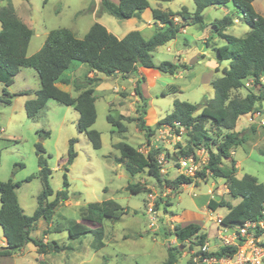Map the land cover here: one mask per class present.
I'll use <instances>...</instances> for the list:
<instances>
[{
	"label": "rangeland",
	"instance_id": "rangeland-1",
	"mask_svg": "<svg viewBox=\"0 0 264 264\" xmlns=\"http://www.w3.org/2000/svg\"><path fill=\"white\" fill-rule=\"evenodd\" d=\"M12 1L17 7L28 11L30 20L27 25L33 30L27 48L29 56L41 48L47 32L52 29L67 27L75 33L76 37L82 38L89 29V20L91 21L93 16L92 0H82L84 1L82 3H79L80 0H66L70 7L64 6L60 0H48L46 3L42 0ZM187 1L190 2V7L195 6L193 0ZM86 3L88 7L78 14L79 22L74 24L70 17L75 13L73 12L75 7H81ZM258 4L264 7V1ZM3 5L5 1L0 0V7ZM227 5L229 14L236 15L231 3ZM216 8V10L207 9L206 14L203 9V19L206 23L213 17H222L220 16L222 12L218 7ZM220 8L223 9V6ZM96 17L101 22L108 18L116 20L119 33L132 29L128 20L116 18L103 11H98ZM248 29L249 27L240 21L234 23L225 33L242 37ZM209 33L212 37L216 36L218 44L226 43L214 30ZM201 34L202 31L197 26H187L186 32L177 34L174 45L167 43L153 51L154 59L176 62L178 58L175 55L176 49L184 48L185 40L189 44L196 43L197 47L204 46L198 38ZM211 41L212 39L210 43ZM203 61L206 60L203 59ZM204 62H196L191 58L190 53H187L185 63L190 66V69L181 70L179 75H164L170 79L164 87L162 84L165 82L155 80L151 74L146 75L147 82L142 91L147 101L144 119L145 124L153 128L154 132L149 137V141H147L144 130L138 128L135 119L132 121L126 119L136 118L139 114L137 109L142 106V100L133 91L135 86L133 79H115L112 76L95 83L93 88L96 97V120L91 127L100 133L101 146L99 149H93L86 136L77 131L78 113L71 106L50 99L35 117L26 116L24 101L32 99L34 92L39 88V79L33 68L23 67L9 86L0 82V181L11 178L19 183L16 193L26 213H32L33 207H36V196L42 189L38 174L39 155L43 156L47 167L51 170L49 183L54 194L49 197V200L54 198L57 191H65L67 195V199L56 206L50 229H58L57 232L50 234L51 238L55 240H62L61 236L68 238L67 231L63 227L71 220L81 221L80 211L89 202H100L111 198L127 210V213L120 219L103 220L104 246L102 248L97 250L93 248L94 235L91 233L75 241L68 239L71 243L66 244L69 248L65 250L69 251L58 255L57 264H101L103 256L107 258L106 264H161L166 258L167 247L178 245L172 234L175 224L184 225L196 222L203 225L206 231L215 230L217 225L214 216L223 217L227 209L217 206L213 210L209 207V201L212 200L219 204L223 201L231 204L238 200L230 197L221 178H215L209 174L204 178L195 175L190 184H184L175 191L171 189L168 191V188L158 185L145 170L130 175L124 168L125 161H118L120 154L114 147V144L122 142L127 151H137L142 154H146L145 149L150 151L158 148L159 155L167 161L162 165L161 174L169 179L174 178L177 175L175 162L177 158L172 156L173 150L179 151L178 144L186 145L187 133L184 132L180 140L166 135V142H161L156 139L155 120L163 118L171 111L174 99L201 104L205 99L213 97L214 90L210 82L214 77L221 75L222 68L228 67L229 63L226 60L219 62V70L216 71ZM79 65L84 67L76 68ZM86 69V64L73 61V65L65 71L63 77L68 76L72 80H80ZM58 84L61 89L69 90L72 96L78 93L72 84ZM249 84L248 90L258 92L257 87L251 86L250 82ZM170 85L176 86L177 91H169ZM120 86L124 89L115 92ZM4 91L6 94H3ZM22 92L28 93L20 94ZM246 92L247 89L242 88L233 91L232 95L243 97ZM3 97L8 98L10 102L1 101ZM257 105L264 112V100L258 102ZM109 106L114 110L111 111ZM199 110L200 108L194 114H197ZM108 113L116 118L123 117L121 122L125 126L124 132L117 131L107 122ZM206 126L210 128L211 124L207 123ZM235 131L244 132L247 136L241 145L231 151V156L238 163L236 164L237 177L248 173L264 184V127L250 125L246 116L241 115L237 119ZM71 138L76 140L74 144L76 156L69 164L67 163V150L68 141ZM37 143L41 144L43 152L37 151ZM167 154L169 157L166 156ZM205 155H207L206 150H204ZM223 162L228 164V160ZM200 170L201 168L198 171ZM28 177L31 179L25 181ZM136 183L144 186L141 192L133 193L126 189L128 184ZM150 193L155 197L153 225H150L151 222L145 210V203ZM165 195L168 196L167 204L164 201ZM0 230L2 231L1 227ZM187 242L183 243V247L180 248L184 255H180L177 264H186L187 259L193 256L197 248L193 245L195 240L189 239Z\"/></svg>",
	"mask_w": 264,
	"mask_h": 264
},
{
	"label": "trees",
	"instance_id": "trees-1",
	"mask_svg": "<svg viewBox=\"0 0 264 264\" xmlns=\"http://www.w3.org/2000/svg\"><path fill=\"white\" fill-rule=\"evenodd\" d=\"M171 1V0H158ZM253 0H193L195 9L189 16L185 7L179 11L161 10L151 8L153 20L162 23L151 37L145 39L138 30L128 31L122 38L116 37L107 28L94 22L82 38L75 36L74 32L67 27H59L50 30L41 48L30 56H27V48L33 35L32 29L25 24L15 13L10 3L0 7V82L9 86L22 67L33 68L39 79V88L34 92V98L24 102V109L28 118H33L45 106L48 100H55L63 105L72 106L78 113L76 129L83 133L93 149L101 146L100 133L91 126L96 120L95 95L93 84L98 79L86 74L80 80L61 78L73 61L84 63L89 70L97 71L111 76L119 73L123 78L138 67L155 69L161 75H174L178 71L190 69L184 62L154 61L153 50L174 39L176 35L188 24H197L202 30L205 27L202 11L209 6H224L232 3L236 12L226 14L211 22L212 29L226 41L225 44L215 47L218 62L228 61L229 66L223 67L222 74L214 77L210 84L214 90L213 97L205 99L203 106L187 101L174 99L171 111L158 120L156 128L161 124L173 125L178 122L187 133L185 146L178 144L179 151L172 156L190 155L196 148L203 147L208 155L206 164L196 177L204 178L207 174L215 178H221L228 194L233 199H238L235 204L221 201L215 203L209 201V207H227V213L222 217V223L226 226L240 225L245 221H259L262 218L264 208V184L251 174L245 173L241 177L235 174V160L231 151L246 140L245 133L235 131L237 119L244 114L259 110L257 103L264 100V17L257 13L252 6ZM46 3L47 0H42ZM149 6L147 0H100V11L108 13L119 19L138 17ZM174 17H179L180 22H175ZM239 17L248 27V31L242 37L226 34L227 28L232 26L235 18ZM63 83H72L79 93L74 97L69 92L56 86L57 80ZM250 80L251 86L258 88V92L248 90L245 81ZM140 79L133 87L134 93L142 100L136 118H126L129 121L136 120L139 129L144 130L147 141L153 135V128L145 124L144 113L146 102L140 90ZM245 88L243 97L232 95L233 91ZM168 90L176 92L177 87L170 85ZM6 94L4 91L3 94ZM22 92L20 94H26ZM4 96V95H3ZM1 101L9 103L8 98ZM200 108L197 114L196 110ZM122 116L114 118L110 113L106 120L119 132L125 131L121 122ZM207 123L211 127L206 126ZM264 127V126H263ZM212 128V129H211ZM253 130V127H251ZM48 133L46 132V135ZM74 138L68 141L67 163L76 156L74 151ZM119 151L118 161L124 162L125 170L134 175L145 170L155 182L171 189H180L184 184H190L193 180L177 174L169 179L161 174L160 165L156 156L158 148L141 152H129L122 142L114 144ZM37 151L43 152L40 143L36 144ZM166 156L169 157V154ZM171 156V155H170ZM124 160V161H122ZM228 160V164H224ZM39 170L42 189L36 196L37 206L31 215L23 212L17 199L16 189L19 183L11 178L0 181V226L2 228L5 245L0 246V256H7L21 249L28 242L33 243L38 253L61 251L68 249L67 245H59L55 241L43 242L30 236L36 228L37 221L43 219L49 223L55 212L56 206L67 199L65 191H57L53 199L48 200L54 192L49 183L51 170L47 167L42 155L38 156ZM21 166V164H19ZM31 177L25 179L29 181ZM65 180V175H64ZM66 184V183H65ZM142 184H128L126 189L139 193L143 190ZM167 204V201H165ZM127 213L113 199H105L100 202H89L80 211L81 221L71 220L65 226L69 239H76L88 233L94 235L93 248L95 250L104 246V219L115 221ZM172 234L178 245L168 246L166 258L161 264H177L185 240L193 238V245L203 244L205 236L201 233L199 224L189 222L184 225L175 224ZM190 247V246H189ZM191 248V247H190ZM236 251L235 246H224L212 255H231ZM191 256L186 264H195ZM107 258L103 256V263Z\"/></svg>",
	"mask_w": 264,
	"mask_h": 264
},
{
	"label": "crops",
	"instance_id": "crops-1",
	"mask_svg": "<svg viewBox=\"0 0 264 264\" xmlns=\"http://www.w3.org/2000/svg\"><path fill=\"white\" fill-rule=\"evenodd\" d=\"M4 1H5V5L7 4L8 1H10V3L12 4V6H13V8L15 10L16 15L25 24H28L29 23L28 21L30 20V18L28 17V11L26 12V9L24 10L22 7H17L12 0H4ZM111 1L114 2V3H117L118 2V0H111ZM147 1L149 3V6L147 8H145L139 14L138 17H131V18L125 19V20H128L130 22V24H131V27L130 28H132V29H130V30H138L141 33V35L143 36V38H145V39L151 37V35L155 32V30L157 28H159V27L162 26V23H160L159 21L153 20L152 15H151V8H159L161 10H170V11L176 12V11H179L182 7H185L187 9L188 13H189V16L191 15V13L194 11V8H195V6L194 7L193 6L190 7L191 6L190 5V2H188L187 0H171V1H158V0H152V1H150V0H147ZM263 1L264 0H253L252 1L253 9L257 13H259L262 17H264V7H263V5H259L258 3H261ZM60 2H63L62 4L64 6L70 7V4H69L68 1H66V0H63V1L60 0ZM80 2L82 3L84 1L80 0L79 3ZM87 4L88 3H86V5H82L81 7H75V9H74L75 11H73L75 13L70 17V20L74 24H76L77 22H79V16H78V14H80L84 10H86V8L88 7ZM231 6L234 9V6L232 5V3H231ZM213 7H215V8H213ZM216 7H218L220 9V11L222 12L220 16H224L226 14H229V10H228V5L227 4L223 6V9L224 10L220 8L222 6H209L208 8H204V13L206 14L207 9H211L212 8V9H215L216 10L217 9ZM91 10H92V15L93 16L91 17V21L89 20V24H90L89 27L94 22H97L98 21L99 23L103 24L107 28L108 31H110L111 33H113L118 38H122L128 31H130L129 29H127V30H124V31H122V32L119 33L118 24H117L116 20H112V19H109L108 18L104 22L103 21L102 22L99 21V19L96 16H97L98 11H100V0H92V8H91ZM236 16L237 15H235V17ZM215 19H219V17H213V19H211V21H209L208 23H206L204 21L206 25H205L204 29H202V30L199 28V26L197 24H188V25H186L179 32V33L186 32L187 26H189V25H195V26H197L202 31L201 36L198 37V38L201 39V41H202L201 43H203L204 46L197 47L196 46V43L189 44V42L187 40H185L184 41V48H180V49L177 48L176 49L175 55L178 57L176 62L179 61V62H184L185 63V57H186L187 53H190L191 58L193 60H195L196 62H204L203 59H205L206 61L204 63L206 65L209 64L208 65L209 68L214 69L216 71L219 70L220 64H219V62L217 60V54H216V51L214 50V48L215 47H218V46H221V45L218 44V42H217V40L215 38L216 36L215 37H212V34L209 33L210 31H213L212 26H211V22L214 21ZM174 21L175 22H180L181 19L179 17H174ZM240 21H241L240 18L237 17V18H235V22L234 23H238ZM206 30H209V31L206 32ZM246 32L247 31H245V33ZM210 39H212L211 43H210ZM167 43L168 44H171V45H174L176 43V37L174 39H171L170 41L166 42L163 45H166ZM163 45H160V46H163ZM160 46L156 47L153 51L159 49ZM26 54H27V52H26ZM152 55H153V52H152ZM27 56H29V55H27ZM153 59H154V56H153ZM159 60L160 59H158V58H155L154 59V61H156V62H158ZM72 65H73V63L71 64V66ZM82 67H84V66L79 65L76 68H82ZM86 67H87V69L85 70V74L87 76H89V77H96L98 79L97 81H95V83H97L98 81L102 82L107 77H112V76L115 79H117V78H123L119 73L112 74L111 76H106L105 74H103L101 72L89 70V68H88L87 65H86ZM22 68H20V70H19V72L17 74H19L22 71L21 70ZM180 73H181V71H178L176 73V75H179ZM147 74H151L152 75V78H154L155 80H159V81L165 82L164 84H162V87L166 86L170 82V79L169 78H167L164 75L161 76V74L157 70H155V69L141 68V67H138L136 70L128 73L126 78L133 79V82H135V84H136V81L138 79H140V84L139 85H140V90H141V93H142L143 87H144L145 83L147 82V79H146V75ZM61 78H68L69 80L72 81V79L70 77H68V76L63 77V75H62ZM207 80H208V76H207ZM263 82H264V80H263ZM58 83H62V84H65V85L72 84L71 82L68 83V84L63 83V81H61L59 79V80L56 81L55 84L60 89H61V87H60V85ZM120 89L123 90L124 87H121L120 86L119 88H117L115 90V92H118ZM62 90H64V89H62ZM64 91H67V90H64ZM75 91H77V90H75ZM67 92H69V90ZM77 92L79 93V91H77ZM142 95H143V93H142ZM145 96L146 95H143V97L145 98V102L147 103ZM95 99H96V97H95ZM26 100H28V99H25V101ZM198 105L200 107H202L203 106V103L198 104ZM109 109H110V106H109ZM110 110L112 111L114 109H110ZM244 115H246V114H244ZM113 117L116 118L115 116H113ZM158 120H160V119L155 120V122L157 123ZM251 127H253V126H251ZM234 130H235V128H234ZM236 164L238 165V163L235 161V165ZM236 170H237V166H236ZM235 174H236V171H235ZM167 197L168 196L165 195V197H164L165 200L164 201H167L168 202V200H166ZM17 199H18V197H17ZM48 200H49V198H48ZM236 202H238V200ZM236 202H231V204H235ZM18 203H19L20 207L22 208L23 212L25 214H27V215H31L33 213V211L35 210V208H36V207H33L32 213L29 214V213H26L25 208L20 204L19 200H18ZM36 206H37V202H36ZM226 209H227V207H226ZM55 210H56V208H55ZM227 211H228V209H227ZM227 211L223 214V216L227 213ZM54 214H55V212H54ZM216 217H221L222 218L221 215L220 216L219 215L214 216V218H216ZM51 221L49 223H46L43 219L38 220L37 221V224H36V228L31 231L30 236L32 238H34V239H41L43 242L55 241L59 245H66L67 243H71V241H75L76 239H78V238L71 239V241H69L68 240L69 238H66L65 236H61L62 237V240H55L54 238H51L50 237V234L53 233V232H57L56 230L58 229V228L50 229V227H51V224H50ZM197 224H199V223H197ZM45 225H47V226H45ZM199 226H200L201 231H202L201 233L202 234H205L206 233V235H204L205 236V239H204V242L203 243L207 245L208 249L211 252H215V251L219 250L222 247V241L220 239V235L223 234L225 236H230V234L232 233V231L236 230L239 225H236V226H226L225 225L226 228L222 229V232H220L221 231V228L219 226H216V225H215L216 226L215 227V230H211V231H206L205 230V227L203 225H201V224H199ZM63 228H65V226ZM254 238L256 240H259V241H264V222L261 223L260 225H257V230H256V232L254 234ZM188 240H185L184 243H186ZM191 240H193V238H191ZM4 245H5V242H4V238H3V233L0 230V246H4ZM65 251H69V250H61V251H57V252L48 250L47 252L38 253L36 246L33 243L28 242L27 244H25L21 249H19L15 253H13L11 255H7V256H0V264H57V262H58L57 261L58 255H62L63 253H65ZM191 252H192V250H191ZM181 255H184V254L182 253Z\"/></svg>",
	"mask_w": 264,
	"mask_h": 264
},
{
	"label": "built area",
	"instance_id": "built-area-1",
	"mask_svg": "<svg viewBox=\"0 0 264 264\" xmlns=\"http://www.w3.org/2000/svg\"><path fill=\"white\" fill-rule=\"evenodd\" d=\"M249 82L245 81V86H249ZM246 119L250 125L264 126V112L259 110H254L246 115ZM185 132V129L178 122H174L173 125L161 124L157 128L156 139L161 142H166V135L171 136L172 139L180 140L182 134ZM153 144V142H152ZM204 148L199 147L194 150L190 155H179L176 157V171L177 174H181L185 177H190L194 179L196 172L203 167L207 162L208 155L204 156ZM148 149H145L144 152L147 153ZM178 151V150H177ZM176 152V149L173 150V153ZM207 154V152H206ZM157 162L160 165V171L163 170V164L167 161L161 156H156ZM169 191V189H168ZM153 194L148 195V200L145 203V210L150 219V225H153V207H154ZM262 218L257 221H245L240 224L236 230L232 231L230 236L220 235L222 241V247L224 246H235L236 251L231 255H212L211 251L208 249L206 244L196 245V250L192 260L195 264H264V241H259L254 238V234L257 230V225H260L264 222V208L262 209ZM215 223L222 229L226 226L222 223L221 217L214 218Z\"/></svg>",
	"mask_w": 264,
	"mask_h": 264
}]
</instances>
